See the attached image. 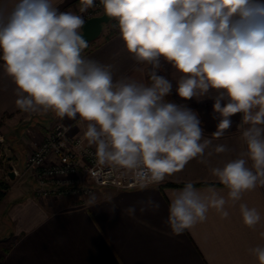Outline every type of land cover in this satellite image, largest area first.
<instances>
[{
	"label": "clouds",
	"instance_id": "9594fccd",
	"mask_svg": "<svg viewBox=\"0 0 264 264\" xmlns=\"http://www.w3.org/2000/svg\"><path fill=\"white\" fill-rule=\"evenodd\" d=\"M100 2L117 20L126 51L151 66L150 83L114 79L112 64L85 58L81 15L61 11L53 0H0V60L16 86V105L86 122L84 135L99 162L133 172L141 188L145 180L163 182L193 159L204 162L213 139L241 114L245 150L211 169L228 189L227 199L214 189L203 194L187 182L171 196L166 222L181 235L206 221L210 208L227 218L228 199L240 201L258 183L264 185V0ZM81 5L84 13L95 0H81ZM165 63L179 74L175 93L182 100L216 90L212 109L220 119L211 138L205 137L196 111L167 99L173 81L160 74ZM213 150L229 149L219 144ZM127 211L134 214L135 206ZM240 213L250 228L262 219L245 203ZM249 251L264 264V245Z\"/></svg>",
	"mask_w": 264,
	"mask_h": 264
},
{
	"label": "crops",
	"instance_id": "0c3cea01",
	"mask_svg": "<svg viewBox=\"0 0 264 264\" xmlns=\"http://www.w3.org/2000/svg\"><path fill=\"white\" fill-rule=\"evenodd\" d=\"M53 3L61 11L82 17L85 13L79 11L81 0H53ZM106 27L109 32L89 43L82 55L102 64H112L114 79L127 76L149 84L151 66L136 62L126 51L117 20L111 19ZM160 74L173 81V91L167 99L196 111L205 137L211 138L220 119L212 109L216 90H210L206 96L182 100L175 93L179 74L166 63ZM15 89L0 60V136L10 137L15 130L22 135L33 128L37 137L36 140L31 138L35 143L57 118L68 127L70 136H85L86 122L60 118L52 111L21 110L15 103ZM232 121V127L225 130L222 137L213 139L204 162L200 158L193 159L160 185L131 189L94 187L92 195L86 198H37L35 182L27 178L30 191L6 193L0 199V264H259L249 250L264 245V185L258 183L255 189L245 192L240 201L228 199L227 218L210 208L206 221L198 222L181 235H174L166 222L171 196L187 182H192L203 194L214 189L227 199L228 189L211 169L223 167L246 148L238 128L241 114L233 116ZM219 144L229 150L215 153L214 146ZM23 148L21 159L13 165L18 174L23 173L28 152ZM207 152L212 155L208 156ZM3 154L0 150V158ZM252 163L248 160L249 167ZM150 201L158 203L159 207L154 208ZM241 203L256 208L261 214L262 219L256 226L250 228L243 223ZM130 206L136 209L132 215L127 211Z\"/></svg>",
	"mask_w": 264,
	"mask_h": 264
},
{
	"label": "built area",
	"instance_id": "2783aa9c",
	"mask_svg": "<svg viewBox=\"0 0 264 264\" xmlns=\"http://www.w3.org/2000/svg\"><path fill=\"white\" fill-rule=\"evenodd\" d=\"M103 13L100 0H95V5L87 9L83 19L86 21ZM23 173L34 180L37 198H86L92 195L94 187L131 189L139 188L142 182L131 171L101 164L95 146L90 145L85 136H70L68 127L58 118L52 121L50 129L39 141L33 142L26 154ZM143 182L146 186L163 183Z\"/></svg>",
	"mask_w": 264,
	"mask_h": 264
},
{
	"label": "rangeland",
	"instance_id": "374dc122",
	"mask_svg": "<svg viewBox=\"0 0 264 264\" xmlns=\"http://www.w3.org/2000/svg\"><path fill=\"white\" fill-rule=\"evenodd\" d=\"M108 32L109 27L104 28L101 36L104 37ZM32 130L33 128H29L27 129L28 132L22 135L15 130L10 137L0 136V150L4 153L0 158V181L6 183L8 186L7 194L9 193L11 195L23 189L24 191H27V189L28 191L31 190L27 181V178L32 179L31 177L22 173V171L20 172L19 169V174L17 173L14 179H10L8 173L10 171L9 165H16V163L19 162V159H21L24 151L23 147H26V149L29 150L33 145L32 138L34 137L36 140L37 136Z\"/></svg>",
	"mask_w": 264,
	"mask_h": 264
},
{
	"label": "water",
	"instance_id": "95a60500",
	"mask_svg": "<svg viewBox=\"0 0 264 264\" xmlns=\"http://www.w3.org/2000/svg\"><path fill=\"white\" fill-rule=\"evenodd\" d=\"M111 19V17L103 13L102 15L92 17L85 21L81 34L88 41V44L95 41L101 35L104 25L108 24ZM9 170L8 176L10 179H14L16 172L12 165H9Z\"/></svg>",
	"mask_w": 264,
	"mask_h": 264
},
{
	"label": "trees",
	"instance_id": "16d2710c",
	"mask_svg": "<svg viewBox=\"0 0 264 264\" xmlns=\"http://www.w3.org/2000/svg\"><path fill=\"white\" fill-rule=\"evenodd\" d=\"M8 186L6 185V183L0 181V199H2L7 192Z\"/></svg>",
	"mask_w": 264,
	"mask_h": 264
}]
</instances>
